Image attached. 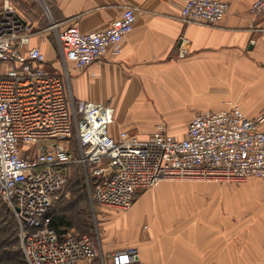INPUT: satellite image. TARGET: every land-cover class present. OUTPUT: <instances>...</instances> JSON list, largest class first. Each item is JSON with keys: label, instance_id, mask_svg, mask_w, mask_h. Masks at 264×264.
Masks as SVG:
<instances>
[{"label": "crops", "instance_id": "obj_1", "mask_svg": "<svg viewBox=\"0 0 264 264\" xmlns=\"http://www.w3.org/2000/svg\"><path fill=\"white\" fill-rule=\"evenodd\" d=\"M187 1L0 0V14L7 2L14 7L29 27L22 52L40 48L48 67L64 72L58 34L71 26L82 32L104 30L127 6L138 10L119 57L107 55L85 70L67 64L75 101L114 108V138L127 132L145 140L164 120L184 119L169 131L182 138L196 115L231 106H239L249 119L264 116V18L250 14L256 0H221L230 11L219 25L184 23L181 11ZM160 187L145 191L127 212L148 215L150 223L132 229L125 242L103 240V257L93 264H115L112 254L129 248L139 252L132 264H264V185L259 179L239 187ZM127 213L113 215V233L121 232L117 219Z\"/></svg>", "mask_w": 264, "mask_h": 264}, {"label": "built area", "instance_id": "obj_2", "mask_svg": "<svg viewBox=\"0 0 264 264\" xmlns=\"http://www.w3.org/2000/svg\"><path fill=\"white\" fill-rule=\"evenodd\" d=\"M229 11L230 5L221 0H188L181 19L219 25ZM250 14L264 18V0H256ZM137 20L138 10L127 6L104 30L68 27L58 34L65 69L60 72L48 67L40 48L22 52L29 27L8 2L3 7L0 201L15 216L27 264H93L103 257L90 235L71 231L60 236L51 228L53 203L74 165L85 169L96 206L123 212L134 207L139 191L170 180L228 183L257 178L264 185V116L249 119L239 106H231L196 115L182 138L171 135L165 123L145 140L127 132L114 138L112 106L75 101L67 64L85 70L107 55L119 57ZM74 133L77 150L71 144ZM42 142L49 144L40 146ZM112 258L115 264H132L139 252L129 248Z\"/></svg>", "mask_w": 264, "mask_h": 264}, {"label": "rangeland", "instance_id": "obj_3", "mask_svg": "<svg viewBox=\"0 0 264 264\" xmlns=\"http://www.w3.org/2000/svg\"><path fill=\"white\" fill-rule=\"evenodd\" d=\"M64 68V67H63ZM234 104H237L234 102ZM166 122L167 125V130L168 132L172 129L174 131L177 130L178 126H173L172 124L180 121V122H184V119H180V120H164ZM114 122H115V117H114ZM114 124V123H113ZM176 129V130H175ZM179 130V129H178ZM130 136H134L130 133H128ZM121 135V134H120ZM119 135V136H120ZM76 133L73 134V137L71 139V144L72 146H74V144L76 143ZM142 139V138H141ZM49 144V142H42L40 144V146H47ZM78 170V169H77ZM72 171V174L69 177V184L66 188V190L64 191V193L62 194L63 198L60 197L61 195H59V198L57 200L54 201L53 203V208L54 211H59L61 210V208L65 207V206H69V211H70V217L72 220H75V226L76 228L80 229V230H89L90 233H88V235H91L94 237L95 242H97V244L99 245L100 243H102L103 240H105L106 238H109L111 241H115L117 243H121V242H125L126 239H128L131 236L132 229L135 231L139 228V226L142 224V226L144 225V223L148 224L150 223V218L148 217V215H142L139 213H127V212H123L120 210H116V209H103L100 208L98 206H96L92 199H91V188L89 186V182H88V175L85 172L86 175V183L88 186V192L86 195V202H83L84 200L81 199V201H77L78 196L83 195L82 192L72 196V192L74 190L73 187V183L75 180L76 175H78V171ZM90 179V177H89ZM246 182V181H245ZM164 183H168L170 184V186L172 185V187L174 188V190L176 191H182L181 189H177V187H179V185H186L188 183H194V184H201V183H209V184H232L235 186H243L244 182H209V181H200V180H170V181H166ZM162 186V184L160 185ZM157 187V188H152L149 190H157L160 189L161 187ZM149 190H142L139 191L138 193V197L140 195H142L145 191H149ZM86 194V191H85ZM89 194V196H88ZM84 198V196H83ZM53 211V212H54ZM129 212V211H128ZM118 213H127L128 215H125V217L123 215H120V217H118V221L117 223L120 225L121 222V227H119V231L121 232H117V233H113V224L111 223V219L113 217V215H117ZM115 219V218H114ZM124 226V227H123ZM79 232V230H77ZM125 240V241H124Z\"/></svg>", "mask_w": 264, "mask_h": 264}, {"label": "trees", "instance_id": "obj_4", "mask_svg": "<svg viewBox=\"0 0 264 264\" xmlns=\"http://www.w3.org/2000/svg\"><path fill=\"white\" fill-rule=\"evenodd\" d=\"M75 134V133H74ZM75 150L78 149V142L76 139V143L72 146ZM74 171H78V175H76L74 183H73V194L72 196L82 192L83 195L78 196L77 201L84 200L86 202V195L88 192V186L86 183V175L84 172V168L79 165L73 166ZM91 183V180H90ZM69 184V180L62 191L66 190ZM86 191V194H85ZM61 192L62 197L63 193ZM84 196V198H83ZM89 196V194H88ZM63 198V197H62ZM138 199V193L135 196V201ZM56 202V201H55ZM54 207V206H53ZM54 208L51 212V228L55 230V232L63 236L68 232L74 231L80 234H88L89 230H80L75 226V220L71 219L69 206H65L61 208V210L54 211ZM71 217V218H70ZM79 230V232L77 231ZM91 236V235H90ZM94 240V237L91 236ZM0 264H27L25 255L23 253L20 240H19V229L18 224L15 219L12 211L7 207L6 204L0 201Z\"/></svg>", "mask_w": 264, "mask_h": 264}]
</instances>
